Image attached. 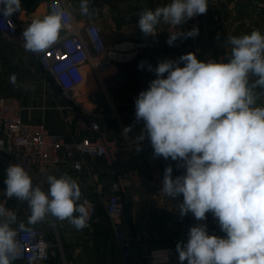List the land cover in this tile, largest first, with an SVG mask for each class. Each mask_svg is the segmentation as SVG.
Listing matches in <instances>:
<instances>
[{
    "label": "clouds",
    "instance_id": "clouds-1",
    "mask_svg": "<svg viewBox=\"0 0 264 264\" xmlns=\"http://www.w3.org/2000/svg\"><path fill=\"white\" fill-rule=\"evenodd\" d=\"M208 0H171L139 13L137 26L145 36H155L161 23L178 28L166 43L199 35V28L184 32L180 26L208 10ZM21 10V0H0V15L11 17ZM79 13L91 18L89 0H81ZM74 19L61 0H53L50 14L36 17L23 30L26 51L43 53L57 44L61 32ZM227 62L198 59L193 52L175 60L164 59L155 68L138 66L156 78L134 99L135 121H143L136 137L137 152L147 139L153 158H169L184 169L173 177L165 167L161 191L178 204L181 218L191 214L205 221L211 213L224 237L209 234L206 224L189 227L187 242L176 244L179 264H264V35L260 30L229 36ZM183 65V66H181ZM9 82L16 84L13 74ZM133 126L123 131L130 132ZM45 192L34 186L21 165L6 169L5 196L26 201L29 224L51 215L67 220L77 231L89 226L90 212L75 179L47 175ZM15 212L0 202V264L20 258ZM20 224L18 227H22ZM37 257H33L34 264Z\"/></svg>",
    "mask_w": 264,
    "mask_h": 264
},
{
    "label": "crops",
    "instance_id": "crops-1",
    "mask_svg": "<svg viewBox=\"0 0 264 264\" xmlns=\"http://www.w3.org/2000/svg\"><path fill=\"white\" fill-rule=\"evenodd\" d=\"M47 2L21 0L18 12L20 33L34 18L50 14ZM61 2L67 11L72 12V22L76 26L95 23L105 45L96 58L100 64L94 66L89 61L83 65L84 79L72 101L68 102L53 80L42 75L35 57L31 53L24 54L0 32V95L13 96L19 101L24 122L40 124L65 140L91 137L89 123L94 122L118 146L113 173L104 157L79 154L80 170L70 164L60 169L48 168L43 174L45 182L41 188L45 192L49 187L47 175L60 177L66 174L75 179L82 194L98 206L103 205V197L112 191L116 176L125 183L122 196L126 213L119 231L114 224L111 226L105 211L96 214L92 228L79 231L67 220L53 217L67 241L66 250L71 253V264H154L146 259V253L173 238L186 243L191 222L188 216H179L177 203L182 202V195L171 199L162 191H152L135 182L140 174L153 166L176 165L170 158H153V149L147 139L140 145L142 150L137 152L136 137L141 132L143 121H135L134 99L156 78L154 72L147 71V66L144 69L138 66L147 62L155 68L161 60H175L189 52L195 53L201 60L222 56L227 62L230 46L225 41L229 36L250 34L256 29L264 35V0H208V10L202 14L199 35L192 43L178 39L174 46L166 43L169 36L167 25H158L155 36H145L137 26L142 10H154L171 0H89L93 13L91 18L80 15L81 0ZM83 38L86 39L85 34ZM13 74L16 76L15 85L9 82ZM258 104H264V99ZM133 125L130 132L123 131ZM5 179L6 170L0 167V197L6 189ZM11 210L17 216V224L13 227L20 224L27 227L48 226L49 215L39 223H28L30 209L26 201L13 197ZM127 242L131 243V247ZM177 242L169 261L158 264H179L175 250Z\"/></svg>",
    "mask_w": 264,
    "mask_h": 264
},
{
    "label": "built area",
    "instance_id": "built-area-1",
    "mask_svg": "<svg viewBox=\"0 0 264 264\" xmlns=\"http://www.w3.org/2000/svg\"><path fill=\"white\" fill-rule=\"evenodd\" d=\"M53 0H48L47 7L51 12ZM61 5L67 10L66 6ZM65 24L70 27L62 30L60 41L43 53L26 51L22 33L18 30V13L11 17L0 15V32L4 33L9 42L17 46L24 54H32L40 65L41 71L51 78L64 100L71 102L75 91L79 88L84 79L82 67L85 63L92 61L94 66L100 63L97 56L105 49L101 34L95 23H88L82 27L76 26L72 20L65 18ZM202 25V15H198L180 26V30L187 32L193 27L200 28ZM168 27V35L172 31H179L178 28ZM85 34L86 39L83 38ZM195 38H187L183 41L192 43ZM91 48V51H90ZM214 59L223 61L222 56L205 57L204 61ZM22 106L13 96L0 95V167L7 169L8 166L18 164L25 168L32 178L33 185H42L45 182L43 174L48 168L60 169L66 165H73L78 171L82 165L77 155H89L92 157H104L107 166L113 173V163L115 161L118 146L102 133L98 125L89 123L92 131L91 137H83L79 140L68 141L62 136L48 132L42 125L26 123L21 119ZM62 153L63 155H60ZM160 165L151 167L146 173H142L135 179L138 185L152 191H161L162 179L165 167ZM173 167V177L181 175L185 170H177ZM35 174V175H33ZM125 183L116 176L112 184V191L108 195L105 210L113 220L117 231L121 228L122 215V194ZM87 201L90 212L88 224L96 220L97 204L91 198L82 194L81 203ZM0 202L11 210V199L5 196L0 197ZM191 226L197 223L206 224L209 234L224 237L225 233L211 213L207 214L205 221H196L190 217ZM18 228V240L20 243V258L14 262H33V257H37L34 262L45 263L50 261L59 250L58 238L55 227L50 226H22ZM177 238L170 242L151 249L147 253V258L152 263H164L169 261L173 253L174 244Z\"/></svg>",
    "mask_w": 264,
    "mask_h": 264
},
{
    "label": "rangeland",
    "instance_id": "rangeland-1",
    "mask_svg": "<svg viewBox=\"0 0 264 264\" xmlns=\"http://www.w3.org/2000/svg\"><path fill=\"white\" fill-rule=\"evenodd\" d=\"M202 27V25H201ZM201 29V28H199ZM42 75L45 77V78H48V76H46L43 72H42ZM40 187L42 185H39ZM111 193V192H110ZM108 193L107 195H105V197H103V205H97V214L100 212V211H105V203H106V200H107V197L108 195L110 194ZM107 213V212H106ZM125 213H126V208H125V200L124 198H122V215H121V221L123 222L124 221V216H125ZM192 215L189 214L188 215V220L190 219ZM49 219H47V224L48 226L52 225L55 227V230H56V236L58 238V248L59 250L57 251L56 255L48 262H45V263H36L34 262V264H71V253L68 252L66 249H67V241H65L63 238V235L61 234V231L59 230L58 226L56 225V222H55V219L53 218V216L49 215ZM107 218L109 220V223H111V226L113 227V220L111 219V217L107 214ZM93 223L90 224L87 228H92L93 227ZM80 242H83V241H80ZM128 246L131 247V243L130 242H127ZM154 249V248H152ZM149 252V251H148ZM147 252V253H148ZM147 253H146V257H147ZM143 254V252H142ZM148 261H150V259L146 258ZM14 264H30V263H24V262H14ZM154 264H158V263H154Z\"/></svg>",
    "mask_w": 264,
    "mask_h": 264
},
{
    "label": "trees",
    "instance_id": "trees-1",
    "mask_svg": "<svg viewBox=\"0 0 264 264\" xmlns=\"http://www.w3.org/2000/svg\"><path fill=\"white\" fill-rule=\"evenodd\" d=\"M26 263H29V262H26Z\"/></svg>",
    "mask_w": 264,
    "mask_h": 264
}]
</instances>
